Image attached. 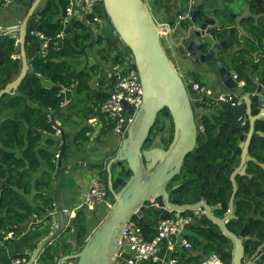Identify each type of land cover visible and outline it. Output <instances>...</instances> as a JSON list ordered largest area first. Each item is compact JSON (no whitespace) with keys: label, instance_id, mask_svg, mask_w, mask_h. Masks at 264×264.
<instances>
[{"label":"trees","instance_id":"16d2710c","mask_svg":"<svg viewBox=\"0 0 264 264\" xmlns=\"http://www.w3.org/2000/svg\"><path fill=\"white\" fill-rule=\"evenodd\" d=\"M230 1L223 0L222 7L228 8L226 2ZM3 3L4 1L0 0V9ZM243 3L245 8L236 13L235 18L225 15L221 9H215L219 26L214 27L213 32L217 40L229 37L236 45L234 51L231 49V57L230 52H224L220 58L226 69L236 74L237 80L245 82V91L252 92L255 89V80L264 84V0H243ZM67 6L68 0H41L26 27L25 49L33 39H39L36 36L39 34L56 43L48 44L45 55L40 51L31 58L26 50L29 64L26 75L16 90L0 98V119L9 118L0 125V240L8 233L13 235L12 240L7 241L3 249L20 236L25 235L24 237L32 242L40 241L39 239H44L51 233L48 216L55 215L57 164L59 161L64 167L78 161L91 164L83 158H72L74 154H81L89 143V128L87 125H80V122H87L91 117H95L94 112L83 108V104L95 101L102 105L111 93L98 91L96 88L99 86L94 87L95 84L101 83H97L99 65L91 64L87 59L92 52L96 55L104 53L102 31L96 32L93 47L89 48L91 36L82 20L77 16L67 20L64 17ZM198 8L201 13L205 9L202 6ZM95 17L103 20L107 17L101 1L94 5L90 14H86V19L92 26ZM34 19L35 25H32ZM181 24L182 22L180 26ZM173 25L176 24L171 26ZM17 39V32L0 30V90L20 71ZM126 49L128 50L127 47ZM126 54H130L129 50ZM198 83L206 85L200 81ZM70 85L74 88L72 97L66 107L61 109L64 98L59 95V91L62 87ZM53 113L54 122L50 119ZM198 113V121L204 131L197 138L198 149L184 159L194 172L184 168L176 176V180L190 185V194L194 196L198 193L200 184L195 172L199 173L210 187L211 193L205 195L207 203L211 206L220 204V209L215 210L214 214L222 217L228 211L226 193L231 189V183L217 168L230 155V148H237L242 130L236 125L231 137L224 142L233 117L228 105L205 106ZM162 119H165V116L160 113L144 148L154 145L167 147L170 144L173 126L171 123L167 135L160 132L158 124L163 122ZM261 131L264 133V126ZM158 136L159 141L153 143V139ZM239 153L237 151L236 155ZM248 153L254 159L247 163L246 174L250 177L246 175L239 178L241 187L234 198L236 218L228 221L226 226L230 232L238 235L248 222L247 234L250 239L244 242V248L246 253L252 255L264 242V137L253 136ZM78 167L72 166L66 171L70 172ZM87 168H91V165ZM97 169L99 177L106 185V171L98 167ZM66 171L61 175V196L65 179L68 180ZM107 198L112 204L113 198L109 190ZM157 202L161 203L160 199ZM99 205L104 206L103 203L97 206ZM96 207L91 211L79 209L69 220L71 231L67 234L80 247L92 230L89 223L94 220L98 225L105 217ZM159 214L160 211L157 210L144 214L149 227L143 226L136 217L132 218L141 228L146 240L155 236ZM183 214L191 216L193 224L175 240L171 256L176 264H200L211 254L218 255L224 263L230 264L233 245L228 238L215 235L220 234L218 226L204 216H196L195 212L185 211ZM182 239L190 243V252H186V249L175 252ZM58 243L69 247L65 238L58 239L56 245ZM51 251H54L53 245H49L39 255L36 264H52ZM29 255L17 252L11 258L27 260ZM260 261L264 263V252L260 255Z\"/></svg>","mask_w":264,"mask_h":264},{"label":"water","instance_id":"95a60500","mask_svg":"<svg viewBox=\"0 0 264 264\" xmlns=\"http://www.w3.org/2000/svg\"><path fill=\"white\" fill-rule=\"evenodd\" d=\"M222 1L219 0V2ZM40 2L41 0H34L18 25L5 30L18 33L21 68L18 75L0 90V98L16 90L29 69L25 49L26 27ZM101 2L107 16L105 21L102 19L99 21L105 24L103 36L106 39L118 36L128 48L131 68L137 72L142 88L141 104L133 112L130 106L122 103L124 112L133 117L124 135L121 136L119 147L104 162L88 164L93 168L98 167L106 171V185L113 202L103 220L89 232L84 244L73 256L65 259H74V263L71 264H114L116 244L124 225L136 217L143 226L149 227L144 219V214L150 212V207L146 204L160 199L163 207L159 214V221L164 220L170 211L180 213L198 211L202 214L201 216L218 226L220 234L214 233L216 236L228 238L232 242L231 264H250L257 251L252 255L245 252L244 242L250 239L247 234L248 222L238 235L230 232L226 224L236 218L234 198L241 187L239 178L247 175V163L254 161L248 153L250 142L255 135L264 137L261 131L264 126V84L255 80L254 91H245L243 88L245 82L243 81L244 85L240 86V80H237L236 74L227 70L218 56L228 44L234 43L229 37L216 39L213 28L219 26L218 20L216 18L202 19L199 9L192 11L189 8L182 9L183 21L182 27L179 28L181 46L186 54V58L182 57V61L184 59V62L188 61L192 69L196 71L201 69L204 74L214 76L215 88L219 87L226 93H232L238 99V104L231 107L233 117L224 142L226 143L231 137L236 125L240 126L242 134L237 148H230V155L217 168V171L222 172L231 183V189L226 193L228 211L225 215L217 217L214 214V211L221 206L220 204L211 206L207 203L205 195L211 193L210 187L197 172L195 176L200 180V184L194 201L186 204L170 201L169 194L176 188L171 184L172 179L183 168L194 172L184 159L198 149L196 141L200 133L204 131V127L199 126L195 119L194 105L192 106L187 86L164 49L159 23L154 20L145 0H101ZM83 7L84 0H79L78 14L91 36V42L88 44L91 48L96 40V32L99 31L87 21ZM222 11L231 18L236 17L225 7ZM176 53L180 55L178 50ZM66 105H63L61 109ZM161 110L171 118L172 140L166 149L159 146L144 149V143ZM54 115L55 113L50 116L52 122H54ZM8 119H0V125ZM64 145L63 138L62 147ZM237 151L240 152L238 156ZM77 165L84 166L85 163H74L64 167L60 161L58 162L54 190L56 228L39 242L23 264H36L39 255L46 247L71 231V227L66 224L70 211H64L61 202V175L68 168ZM119 173L127 179L118 178ZM247 176L250 177V175ZM207 229L212 232L210 228ZM256 264H262V261L258 260Z\"/></svg>","mask_w":264,"mask_h":264},{"label":"crops","instance_id":"0c3cea01","mask_svg":"<svg viewBox=\"0 0 264 264\" xmlns=\"http://www.w3.org/2000/svg\"><path fill=\"white\" fill-rule=\"evenodd\" d=\"M3 6L0 9V29L7 30L9 28H13L18 25V22L22 20L25 13L27 12L28 6L31 0H3ZM33 1V0H32ZM78 2L77 0V17L80 18L78 14ZM148 7L150 8V11L153 15V18L158 23H166L170 26V34H169V41L167 43V49L170 51V58L173 62H175V67L178 70L179 74L184 80V77L187 79V82L189 84L191 82H203L209 84L208 87L211 88L214 94H220L224 93L225 91L222 90L219 87H214L213 82L215 83V77L214 76H208L207 74H204V72L199 70L192 69L191 65L187 61V68L188 72L183 70L182 66H179L178 62L174 60L173 57L176 58V55H174V52L178 50L180 55L183 58H186V54L183 50V46H181V31L179 27H182V24L180 26V23L183 21H179L178 16H182V9L189 8L191 11L196 10L199 6L205 7L208 6L209 8H216L217 4L214 0H145ZM196 2V5H195ZM32 3V2H31ZM223 8V7H222ZM180 12V13H179ZM233 12V11H232ZM234 13V12H233ZM88 14V13H86ZM236 14V13H234ZM75 17V16H74ZM102 21L103 18H101ZM32 25H35V19L32 20ZM176 24L171 26L172 24ZM105 24L104 22H100L98 25L96 24V28H98L99 33L103 31ZM103 34V32H102ZM51 43H56L55 41L52 42L50 40H42V39H33L31 44L26 48L27 54L31 56V58L39 53L40 51L43 54L44 46ZM102 48H104V53L102 55H96L94 52L89 54V57L87 58L91 64H98L99 70L97 74V83L101 82L100 84H95L94 87L98 91H105V92H112L114 89V86L118 80V78L123 73V67L124 62L123 58L126 52L128 51L125 47V45L121 42L118 36H115L111 39H106L104 37L102 42ZM177 54V53H176ZM177 60V59H176ZM187 60V59H186ZM189 64V65H188ZM73 90L70 94H68V100L71 99ZM190 99L192 101V105H196L195 102V94L189 90ZM84 109L94 112L95 117H91L87 122H80V125L85 126L87 125L89 128L88 137H89V143L88 147L81 152V154H74L72 155L73 159H84V154L89 153V156L92 157V162L94 164L104 162L107 157H110L116 149L119 147L122 137L119 135H116L112 132L111 124L107 120L104 112L101 109V105L98 104L95 101L92 102H84L83 104ZM214 110V109H213ZM211 110V111H213ZM209 111V112H211ZM102 147L101 153L98 154H92L97 153L98 147ZM96 156V157H95ZM83 161H78L76 163H81ZM85 163L84 166L78 165L80 169L72 170L70 173V178L73 180V183L76 184L74 186L75 192H80V195L82 192L85 191V189L88 187L89 181L92 178L94 174L97 173L98 175V169L97 168H87L88 163ZM71 164H74L71 163ZM70 165V164H69ZM63 208H66L63 206ZM68 208V207H67ZM66 210L69 211V208ZM102 214L106 215V213L103 209H100ZM50 221V231L52 232L56 228V216L54 214H50L48 216ZM53 229V230H52ZM23 236H20L14 241L9 242V247L7 246L6 249L0 250V264H9L10 258L13 254L17 252H23L26 254H31L35 247L33 245H38L40 241L43 240V238L39 239L40 241H32L29 242L28 239H26ZM184 248L181 246H178L176 248V251H183ZM259 252L257 255H261L262 252H264V242L258 249ZM257 250V251H258ZM185 251V250H184ZM186 252H190L186 250ZM171 251L168 250L166 243L162 242L158 246V252L155 259H150L146 261H141L138 264H169L170 260L172 259ZM114 264H124L123 260H120L118 262H115Z\"/></svg>","mask_w":264,"mask_h":264},{"label":"built area","instance_id":"2783aa9c","mask_svg":"<svg viewBox=\"0 0 264 264\" xmlns=\"http://www.w3.org/2000/svg\"><path fill=\"white\" fill-rule=\"evenodd\" d=\"M101 0H84V13L90 14L95 4L100 3ZM67 18H73L77 16V0H68V6L66 7ZM179 21L183 20V16H178ZM100 19L94 18L95 24H99ZM170 25L166 23H159L160 34L162 36V42L165 41L166 45L169 41ZM36 35V33H35ZM42 40H46L41 34L36 35ZM168 46V45H167ZM47 45L44 49H47ZM47 53L43 50V55ZM124 69L122 75L118 78L114 89L109 94L110 96L101 105V109L104 112L107 120L111 124V129L114 134L123 136L126 127L132 120L133 115H128L124 112L122 103H126L135 112L141 104L142 88L139 82V77L136 71L131 68V56L125 54L123 58ZM239 85H244L243 81H239ZM73 86L62 87L59 91V95L64 98V105L68 103V94L71 93ZM189 89L195 94V108L198 117V111L204 109L205 106L226 104L233 107L238 104V99L232 93H220L214 94L211 88L207 85L200 84L198 82H191ZM59 155H56L58 157ZM107 185L99 177V175H93L89 181L88 187L80 195V203L74 208V213L79 209H85L88 211L93 210L98 204H108L107 198ZM66 209H64L65 211ZM70 211L67 217L66 224L69 225V220L74 217L75 214ZM196 216L201 217V213L195 211ZM193 224L191 216H186L183 213L170 211V214L162 221H159L156 227L155 236L150 240H146L141 228L132 219L128 221L121 232V235L117 241V248L114 254V263L123 260L124 264H138L141 261L155 259L158 252V246L162 242L166 243L168 250L173 251L175 248L176 238L182 236L185 229ZM13 238L12 233H8L0 240V249H3L5 242ZM179 245L190 250V243L186 239H182ZM254 255L250 264H256V261L260 260V255ZM24 259L10 258V264H23ZM169 264H176L174 259H171ZM200 264H226L218 255L211 254L205 258ZM231 264V263H230ZM262 264H264L262 262Z\"/></svg>","mask_w":264,"mask_h":264},{"label":"flooded vegetation","instance_id":"af4514ba","mask_svg":"<svg viewBox=\"0 0 264 264\" xmlns=\"http://www.w3.org/2000/svg\"><path fill=\"white\" fill-rule=\"evenodd\" d=\"M217 4V7L215 9H220L222 10V5H221V2H218V0H214ZM205 9L203 10V12L201 13V17L202 19H208L210 20L211 18H216L215 17V9L213 8H209L207 6L204 7ZM199 9V8H197ZM210 11H212L213 13H209ZM201 12V11H200ZM234 43H233V47H234ZM231 46L230 44H228L226 46V48L220 52L218 54L219 57H222L223 54H225L224 52H230L229 54V57L232 56V53H231ZM208 76H212L211 74H209ZM214 83V82H213ZM212 83V84H213ZM220 105H223V104H220ZM226 105V104H225ZM193 106V105H192ZM193 109H194V114H195V119L198 123V125L200 126V122L198 121V117H197V112H196V109L195 107L193 106ZM160 113H163L164 116H165V119H162L163 122L159 123L158 125L160 126V132H164L165 130V127L168 125V121L169 123L171 124L172 121H171V118L170 116L166 115L163 110H161L157 116H159ZM157 118V117H156ZM156 121V119H155ZM155 125V124H154ZM153 125V126H154ZM152 129V128H151ZM151 131V130H150ZM149 136V135H148ZM159 136L154 138L153 139V143H157L159 140ZM145 144V143H144ZM157 145H154L153 147H155ZM159 147H162L164 149H166L167 147H163V146H160L158 145ZM148 147H145L144 149H147ZM152 148V147H150ZM184 169V168H183ZM182 171V170H181ZM180 171V172H181ZM180 174V173H179ZM178 174V175H179ZM118 178H123L124 180L127 179V177H124L123 174H118L117 175ZM171 184L173 187H176L174 190H172L169 194L170 196V201H177L179 204H186V203H192L194 201V199L196 198L197 194H193L191 195L190 194V185H184L185 183L183 182H180V181H177L176 180V177L172 179L171 181ZM199 187V185H198ZM159 200V199H157ZM157 200H154L148 204H146V206L150 207V211L151 210H157V211H161L163 205L162 203H158ZM70 235V234H69ZM61 238H65V241H66V244L69 245V247H65L64 245H62L61 243H58L56 245V242L58 241V239H61ZM56 239L52 244L51 246L53 245V250L54 251H51V255H52V264H71V263H74V259H65L66 257H69V256H73L74 253L76 251H78V248H80V246L76 245L73 241H72V238L70 236H68L67 233L63 234L60 238ZM47 248V247H46ZM45 248V249H46Z\"/></svg>","mask_w":264,"mask_h":264},{"label":"rangeland","instance_id":"374dc122","mask_svg":"<svg viewBox=\"0 0 264 264\" xmlns=\"http://www.w3.org/2000/svg\"><path fill=\"white\" fill-rule=\"evenodd\" d=\"M218 2H219V0H218ZM221 3H223V2H221ZM195 5H196V2H195ZM223 5V4H222ZM226 5H227V9H229V10H231V11H233L234 13H239L241 10H243L244 8H245V5H244V3H243V0H231L230 1V3L229 2H226ZM208 7V6H207ZM219 9H220V7H219ZM222 11V10H221ZM223 12V11H222ZM8 33H10V32H8ZM18 42V39L16 40V43ZM162 44H163V46H164V49H165V51H166V53H168V55L170 56V54H169V50L167 49V45H166V42L165 41H163L162 42ZM230 46L232 47L231 49H232V51H234L235 50V47H236V45L233 47V43L232 44H230ZM174 52V55H176V58L175 57H173L174 58V60L175 61H177L178 62V64H179V66H182V68H183V70H185L186 72H188V68H187V66H186V64H187V62H184L185 61V59H184V61H182L183 60V58H182V56L181 55H179V54H176L175 53V51H173ZM177 59V60H176ZM174 64H176L175 62H174ZM189 65V64H188ZM211 77V76H210ZM184 82H185V84H186V86H187V89H188V91L190 90L189 89V82H187V79L184 77ZM207 85H209V84H207ZM83 108H84V106H83ZM169 126H170V123H169V121H168V125L166 126V128H165V130H164V134L165 135H167L168 133H169ZM117 135V134H116ZM88 147V146H87ZM101 149H102V147L100 146V147H98V149H97V153H92V154H100L102 151H101ZM98 154V155H99ZM96 157V156H95ZM84 159L88 162V161H90L91 162V164H94V162H92L93 160H92V157H90L89 156V153H86V154H84ZM77 169H80V167H78ZM72 171H66V175H67V178H68V180H66L65 179V187L63 188V193H62V196H61V202H62V204H63V206L64 207H68L70 210H74V208L80 203V192L78 191V192H75V189H74V186H76V184H74L73 183V180H71V178H70V173H71ZM94 175H97V173L96 174H94ZM108 204L109 205H104V206H101V205H99V206H97L96 208L98 209V211L100 210V209H103L105 212H107V211H109V206H110V201H109V199H108ZM66 207V208H67ZM66 208H64V209H66ZM67 208V209H68ZM69 210V211H70ZM68 211V210H67ZM73 213H74V211H73ZM76 213V212H75ZM74 213V214H75ZM73 217V216H72ZM95 225H97V223L94 221V220H92L90 223H89V228H91L92 230L95 228ZM53 230V229H52Z\"/></svg>","mask_w":264,"mask_h":264},{"label":"bare ground","instance_id":"6f19581e","mask_svg":"<svg viewBox=\"0 0 264 264\" xmlns=\"http://www.w3.org/2000/svg\"><path fill=\"white\" fill-rule=\"evenodd\" d=\"M86 15V14H85Z\"/></svg>","mask_w":264,"mask_h":264}]
</instances>
